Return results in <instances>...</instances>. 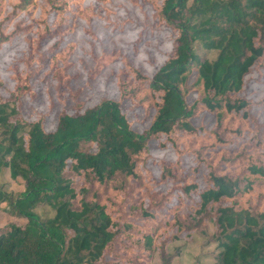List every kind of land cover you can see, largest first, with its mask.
Returning a JSON list of instances; mask_svg holds the SVG:
<instances>
[{"label":"trees","instance_id":"obj_1","mask_svg":"<svg viewBox=\"0 0 264 264\" xmlns=\"http://www.w3.org/2000/svg\"><path fill=\"white\" fill-rule=\"evenodd\" d=\"M95 24L87 80L116 93L83 107L73 34ZM0 65V172L24 184L0 199L25 218L0 264H170L195 231L213 264H264V0H0Z\"/></svg>","mask_w":264,"mask_h":264},{"label":"rangeland","instance_id":"obj_2","mask_svg":"<svg viewBox=\"0 0 264 264\" xmlns=\"http://www.w3.org/2000/svg\"><path fill=\"white\" fill-rule=\"evenodd\" d=\"M93 31L95 34L94 39L90 38L88 34H84L82 32H75L73 34V39L78 41V43L75 54L72 57V60H74L75 63L70 67L72 74L70 78V85L73 90L78 89L79 99L83 101V107L92 105L103 97H109L114 94L116 90L115 79L113 77H108L107 71L96 74L90 81L87 80L88 68H93L95 65L93 54L96 56H100L102 54V40H104L103 37L108 33V30L98 24L94 25ZM123 34L124 32L114 35L109 34L108 39L105 42L108 51L111 49L109 40L114 41L117 46L119 45L120 39L124 40L126 38V35ZM196 50L199 52L202 48L197 44ZM215 54L216 50H211L209 52V57H213ZM134 57L139 59L141 64L144 66L145 62L141 53L135 55ZM118 65L119 64L117 63V67ZM0 68L3 69L4 67ZM29 106L30 105L26 102V109L24 107L23 109L32 112L36 108L35 105H31V107L28 108ZM73 106L74 105H72V108ZM68 107H71V102L68 103ZM60 108L61 106L58 102L53 105L51 110L53 118H55ZM41 110L43 112H47L48 107L44 104V108ZM206 120H208V118H206ZM48 125H52L51 120ZM136 128H138V126H136ZM1 132L2 127L0 126V136L2 135ZM23 188V179L20 176L12 177L9 174L8 168L3 167L0 172V191L5 192L7 195H16L21 192ZM36 211L41 216L53 215L54 213L51 206L44 201L37 205ZM24 221L25 218L23 216L14 214L11 211L8 198L3 197V199H0V227L4 226L7 222L22 223ZM207 230L209 233L212 232V224L209 220L207 221ZM217 251L215 242L210 238V235L201 234L197 231L193 232L192 236L188 239L185 238L171 241L167 249V252L174 254L170 264H213L216 262L215 254ZM153 262L154 264H162L157 251L154 252Z\"/></svg>","mask_w":264,"mask_h":264}]
</instances>
